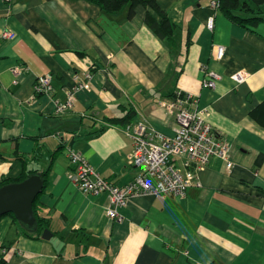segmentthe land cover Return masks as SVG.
Returning <instances> with one entry per match:
<instances>
[{
	"label": "crops",
	"instance_id": "obj_1",
	"mask_svg": "<svg viewBox=\"0 0 264 264\" xmlns=\"http://www.w3.org/2000/svg\"><path fill=\"white\" fill-rule=\"evenodd\" d=\"M211 1L156 0L174 23L170 40L147 25V11L158 17L142 6L129 17L127 8L107 13L86 0H0V176L41 174L34 208L51 233L26 235L2 216L4 264H264V20L239 25ZM6 30L12 38H1ZM215 44L224 46L220 59ZM209 70L219 75L213 87L202 85ZM84 71L88 87L56 114L54 100L64 101L72 75ZM237 71L244 81L231 79ZM43 75L52 94L34 96ZM176 92L197 98L229 146L230 170L212 156L184 196H134L121 220L109 218L107 194L84 193L68 178L67 148L108 182L126 184L141 170L126 164L127 126L173 136L161 102Z\"/></svg>",
	"mask_w": 264,
	"mask_h": 264
},
{
	"label": "built area",
	"instance_id": "obj_2",
	"mask_svg": "<svg viewBox=\"0 0 264 264\" xmlns=\"http://www.w3.org/2000/svg\"><path fill=\"white\" fill-rule=\"evenodd\" d=\"M7 1V0H5ZM210 6L219 8L218 0L211 1ZM208 29H213V16L206 21ZM13 37L9 30L3 31L1 38ZM214 57L220 59L224 54V46H213ZM18 67L12 69L18 72ZM231 79L242 82L246 78L243 71L232 74ZM90 71L72 75L73 85L64 101L54 100L55 113L60 114L72 106L76 91L85 89L90 83ZM219 75L207 71L202 85L213 87ZM53 91L51 75L36 78L33 85L34 96L51 95ZM161 105L174 116L176 127L173 136H165L143 123L126 128V134L132 139V149L127 155L128 166L141 170L126 184L116 185L102 178L78 150L67 148L66 153L73 165L68 178L84 193H105L109 202L106 214L111 219L121 220L119 208L124 207L134 196L141 194H159L162 196H184L186 189L192 185L195 172L204 167L212 156H219L226 161L230 170L228 144L218 138L211 125L206 122L197 108V98L189 92H176L172 98L163 100ZM133 131V132H130ZM176 159L180 163H176ZM2 178L0 176V182Z\"/></svg>",
	"mask_w": 264,
	"mask_h": 264
},
{
	"label": "trees",
	"instance_id": "obj_3",
	"mask_svg": "<svg viewBox=\"0 0 264 264\" xmlns=\"http://www.w3.org/2000/svg\"><path fill=\"white\" fill-rule=\"evenodd\" d=\"M93 4H96L100 7L101 10L107 13L118 12L123 8H127V14L129 17H132L135 13V9L138 6L144 8H149L151 11L158 17V20L152 16L151 12L147 11L145 15V22L147 25L160 37L167 38L172 40L171 32L174 29V23L168 18L167 14L159 7L156 0H86ZM219 8L225 13V15L232 20L233 22L242 25V26H254L259 21L264 20V17L261 15L263 10L261 6L264 5V0H218ZM125 119V118H124ZM112 123L123 121V119L111 118ZM35 173V172H33ZM29 174L24 173L22 176L17 178L15 181H22ZM41 175V174H40ZM42 177V176H41ZM43 183L44 179L42 177ZM10 183L7 180H2V184ZM37 199V198H36ZM35 199V201H36ZM35 201L32 205L33 213L36 218L37 228L35 231H29L24 229L26 235L30 236H40L44 229L46 228V223L42 218H39L36 209L34 208ZM14 220L16 218L13 214L9 213ZM1 218V217H0ZM0 263L4 264L3 259L0 258Z\"/></svg>",
	"mask_w": 264,
	"mask_h": 264
},
{
	"label": "water",
	"instance_id": "obj_4",
	"mask_svg": "<svg viewBox=\"0 0 264 264\" xmlns=\"http://www.w3.org/2000/svg\"><path fill=\"white\" fill-rule=\"evenodd\" d=\"M43 188V180L39 173H30L25 179L0 186V217L13 214L18 223L26 230L35 231L36 218L32 205ZM41 237L49 239L51 233L44 229Z\"/></svg>",
	"mask_w": 264,
	"mask_h": 264
}]
</instances>
